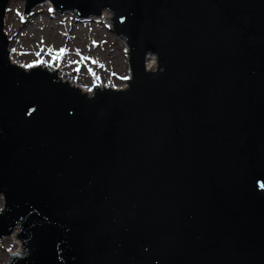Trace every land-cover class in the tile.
<instances>
[{
	"label": "water",
	"instance_id": "1",
	"mask_svg": "<svg viewBox=\"0 0 264 264\" xmlns=\"http://www.w3.org/2000/svg\"><path fill=\"white\" fill-rule=\"evenodd\" d=\"M12 1L0 242L19 231L23 252L8 264H264V0H18L26 16L111 12L131 77L91 93L13 60Z\"/></svg>",
	"mask_w": 264,
	"mask_h": 264
},
{
	"label": "rangeland",
	"instance_id": "2",
	"mask_svg": "<svg viewBox=\"0 0 264 264\" xmlns=\"http://www.w3.org/2000/svg\"><path fill=\"white\" fill-rule=\"evenodd\" d=\"M53 10L52 3L47 2L26 16L24 1L9 3L5 32L13 60L23 67L59 69L63 80L75 82L85 92H92L96 85L127 87L131 77L127 44L111 31L107 16L78 21L72 14L60 15ZM61 50L64 54L58 55ZM148 65L156 64L148 59ZM5 200L0 193V212L5 208ZM18 234L16 231L0 242V264H8L12 254L23 252Z\"/></svg>",
	"mask_w": 264,
	"mask_h": 264
},
{
	"label": "bare ground",
	"instance_id": "3",
	"mask_svg": "<svg viewBox=\"0 0 264 264\" xmlns=\"http://www.w3.org/2000/svg\"><path fill=\"white\" fill-rule=\"evenodd\" d=\"M105 16H107L106 17V19H108L109 21H110V23H111V18H112V15H111V12L109 13V12H104L103 13V16L102 17H105ZM111 25V24H110ZM36 66H38V65H36ZM32 67H35V66H32ZM68 82L70 83V84H72V85H77V84H75V82H73V81H69L68 80ZM97 86V85H96ZM96 86H95V89H96ZM97 88H100V89H104L105 87H103V86H98ZM114 89V88H113ZM121 89V88H120ZM123 89V88H122ZM84 93H91V92H85L84 90H82Z\"/></svg>",
	"mask_w": 264,
	"mask_h": 264
},
{
	"label": "snow or ice",
	"instance_id": "4",
	"mask_svg": "<svg viewBox=\"0 0 264 264\" xmlns=\"http://www.w3.org/2000/svg\"><path fill=\"white\" fill-rule=\"evenodd\" d=\"M64 54V50H61V52L58 55H63Z\"/></svg>",
	"mask_w": 264,
	"mask_h": 264
}]
</instances>
